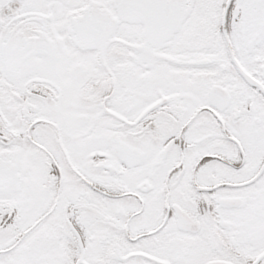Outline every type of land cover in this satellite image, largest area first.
Listing matches in <instances>:
<instances>
[{
	"label": "snow or ice",
	"instance_id": "obj_1",
	"mask_svg": "<svg viewBox=\"0 0 264 264\" xmlns=\"http://www.w3.org/2000/svg\"><path fill=\"white\" fill-rule=\"evenodd\" d=\"M0 264H264V0H0Z\"/></svg>",
	"mask_w": 264,
	"mask_h": 264
}]
</instances>
